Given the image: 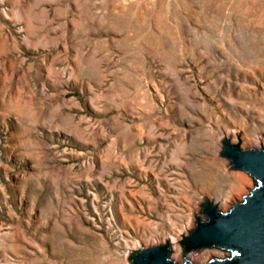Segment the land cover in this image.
Listing matches in <instances>:
<instances>
[{"label":"rangeland","instance_id":"1","mask_svg":"<svg viewBox=\"0 0 264 264\" xmlns=\"http://www.w3.org/2000/svg\"><path fill=\"white\" fill-rule=\"evenodd\" d=\"M223 137L264 148V0H0V264L181 248L255 186Z\"/></svg>","mask_w":264,"mask_h":264},{"label":"water","instance_id":"2","mask_svg":"<svg viewBox=\"0 0 264 264\" xmlns=\"http://www.w3.org/2000/svg\"><path fill=\"white\" fill-rule=\"evenodd\" d=\"M228 139H221L224 149L219 155L228 157L232 163L230 169L245 171L253 177L255 186L226 212L201 197L205 204H201L200 213L206 219L199 221L194 215L195 227L179 241L183 258L187 251L216 247L228 255L211 257L203 264H264V148L241 149L237 145L240 141L232 144ZM169 250L166 239L165 244L139 249L128 259L130 264H178L170 258ZM183 264L193 263L184 258Z\"/></svg>","mask_w":264,"mask_h":264},{"label":"bare ground","instance_id":"3","mask_svg":"<svg viewBox=\"0 0 264 264\" xmlns=\"http://www.w3.org/2000/svg\"><path fill=\"white\" fill-rule=\"evenodd\" d=\"M263 139V138H262ZM256 143H258V141H256ZM242 181L241 184L239 185L238 190L232 194V197H234L235 195L240 196L241 194L246 192V188L248 186H251V180L244 174H240ZM228 205V201L225 199H220V206L225 207ZM167 239L168 242H170L171 247L174 251V256L176 257H181L182 255V251L180 246L177 243V238L173 237V236H167L166 238L164 237L163 241L165 242ZM212 255H219L221 256L222 253H220L219 251L215 250V249H203L201 251H198V253L195 252H191L190 254L187 255V258H189L190 260H195V261H206L207 259H209ZM188 260V261H190ZM190 261V262H192Z\"/></svg>","mask_w":264,"mask_h":264}]
</instances>
